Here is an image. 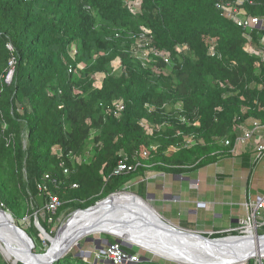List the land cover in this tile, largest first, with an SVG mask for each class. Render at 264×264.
<instances>
[{"label": "trees", "instance_id": "1", "mask_svg": "<svg viewBox=\"0 0 264 264\" xmlns=\"http://www.w3.org/2000/svg\"><path fill=\"white\" fill-rule=\"evenodd\" d=\"M216 1L140 0L133 8L127 0H0V206L32 239L40 237L34 212L48 194L57 195L61 206L52 222L40 213L37 219L54 236L72 211L121 191L127 176L149 167L200 169L215 159L217 140L233 142L249 119L264 122V64L255 65L259 58L243 49L241 29L219 14ZM246 9L264 15V0ZM143 30L152 48L170 54L168 63L153 57L143 66L133 56L130 47ZM176 45L187 48L178 52ZM116 58L123 68L117 76ZM80 62L83 69L68 71ZM117 99L124 103L118 117L112 112ZM141 119L162 128L148 135ZM184 138L203 143L170 151ZM143 150L148 156L138 157L142 165L136 170L112 174L120 155L132 162ZM76 252L53 264H104ZM140 256L144 260L136 264H179L152 253Z\"/></svg>", "mask_w": 264, "mask_h": 264}, {"label": "water", "instance_id": "2", "mask_svg": "<svg viewBox=\"0 0 264 264\" xmlns=\"http://www.w3.org/2000/svg\"><path fill=\"white\" fill-rule=\"evenodd\" d=\"M148 200L149 195L142 198L127 190L111 193L87 208L72 211L58 226L54 236L48 234L38 219L34 218L33 224L40 237L49 243L42 253L34 251L33 239L16 225L9 210L0 206V239L19 256L34 259L36 264H53L66 256L73 247L78 249L75 254L77 256L89 254V250L81 249V239L94 243L95 249L103 248L109 243L107 239L96 234L111 235L129 248L133 246L129 240L135 238L160 242L169 251L184 256L193 264H244L253 259V256H257L255 258L258 261L264 258V233L259 234L256 231L254 237L227 235L211 238L169 222L150 205ZM76 212L83 213L82 224L80 226L72 224V227H69L68 223ZM164 259L176 262L170 258ZM143 260L141 258V261ZM103 262L111 264L108 260Z\"/></svg>", "mask_w": 264, "mask_h": 264}, {"label": "crops", "instance_id": "3", "mask_svg": "<svg viewBox=\"0 0 264 264\" xmlns=\"http://www.w3.org/2000/svg\"><path fill=\"white\" fill-rule=\"evenodd\" d=\"M251 121H244L236 135L249 129ZM259 135L252 137V143L236 147L235 152L218 143V162L213 160L191 172L173 173L149 167L143 175L138 174L141 180L152 182L147 195L153 208L169 222L205 235L235 227L245 217L244 203L264 194L251 191L255 171L259 167L264 170V158L255 165L252 163L254 144L264 143V129ZM169 149L176 150L173 146ZM200 202L204 205L198 206ZM235 205L239 207L236 211L231 209ZM85 248L94 250L95 245L86 242Z\"/></svg>", "mask_w": 264, "mask_h": 264}, {"label": "built area", "instance_id": "4", "mask_svg": "<svg viewBox=\"0 0 264 264\" xmlns=\"http://www.w3.org/2000/svg\"><path fill=\"white\" fill-rule=\"evenodd\" d=\"M256 0H233V1H223L218 0L215 2V8L219 12V14L230 20L237 27H239L242 31V35L245 38V44L243 49L249 53L250 55H254L259 58V61L255 62V65L258 66L259 62L264 64V15H251L247 12V7H251ZM127 4L130 7L133 4H136L137 7L140 6V0H127ZM140 33L133 45L130 47V51L133 56L141 61L142 65L145 66L147 63L152 62L154 60L153 57L160 58L164 63H168L170 60V54L164 50H156L150 45V38L147 35V31ZM10 47V46H8ZM186 45H176L175 49L178 52H183L186 50ZM213 48H210L209 54L214 55ZM118 60V65H120V60ZM115 59V60H116ZM11 69L9 70L6 81L9 83V76L13 74V66L12 62H10ZM84 63L80 62L75 67L69 66L68 71L72 73L78 72V69L84 68ZM114 67V66H113ZM122 69V67H121ZM96 86V85H95ZM100 86V85H99ZM98 86V87H99ZM113 105V114L115 116H119L121 111L124 108V103L122 99H117L112 102ZM147 109H153L154 105L146 104ZM111 111V109H109ZM179 120L184 123L185 118L179 117ZM250 128L245 129L241 132V134L236 135L233 142L230 138H221L218 140L222 146L230 147L231 152H235L236 147L245 144L248 140L252 139L253 136L260 137V132L264 129V122L259 120H252L250 122ZM140 125L144 128L146 134L151 135L154 131H159L162 128L160 124H152L148 122L146 119L140 120ZM203 143L202 139L195 140L191 138H184L181 145L173 146L174 149H177L178 146L182 147H191L193 144ZM151 149H156L155 145L150 147ZM59 151V148L56 147ZM148 151L143 150L141 154L135 155L133 157V161L130 162L128 157L125 155H120L118 158L116 165L112 171L114 175H120L129 173L133 170H136L139 166L142 165L141 161L138 157H147ZM74 158V156H72ZM264 158V143H255L253 147V165L259 163ZM60 166L63 168V173L68 174L70 172L69 168L64 166V163L61 161ZM45 178H48L46 176ZM54 182V180H52ZM76 186V185H73ZM38 190L41 192H46V186L44 184L38 185ZM198 206H203L204 203H197ZM61 206V200L57 195L48 194L45 203L43 206L34 212V218H37V213L43 214L47 217L49 222L54 220V216L57 213L58 208ZM244 208L246 210V214L244 219H242L235 227L222 231L230 235V233H235L234 235H246L248 228H252L254 232L258 230V228L264 226V221L258 220V216L260 215L261 210H264V194L257 196L254 200H248L244 203ZM24 218L23 220H25ZM216 232H210L208 235L214 234ZM122 242L115 238L114 241L105 244L103 248L89 250V254H83L85 256L84 259L93 258L95 261L103 262L104 260L110 261L111 264H136L141 261V256L137 252H128L122 248ZM254 264H264V259L260 261L256 260Z\"/></svg>", "mask_w": 264, "mask_h": 264}, {"label": "rangeland", "instance_id": "5", "mask_svg": "<svg viewBox=\"0 0 264 264\" xmlns=\"http://www.w3.org/2000/svg\"><path fill=\"white\" fill-rule=\"evenodd\" d=\"M132 6H136V8H138L136 4H133ZM112 65L114 66V69H113L114 75H116V76L119 75L121 73V71L123 70V68L121 69V67L118 65V60L117 59L114 60L112 62ZM100 82H101V76H98L96 78L95 85L99 86ZM250 143H252V139L248 140L245 145H248ZM245 145H243V146H245ZM219 158H220V156H216L214 160H216V162H218ZM233 183H232V185H233ZM151 184H152V182L149 181V180H146V179L141 180V176H139L138 174H131V175L126 177V182H125L122 190H127L128 192H131V193L133 192V193H136L138 196L146 198L147 193H148L147 191H149V186L151 187ZM250 189H251V187H250ZM256 190L259 193H263L264 192V170H261V167H259L258 170L255 171V181H254V184L252 186V190L251 191L254 192ZM148 202L152 206V201L148 200ZM231 209L236 211V210L239 209V207L235 205V206H231ZM262 213L264 214V210H261V212H260L261 216L260 215L258 216V220H261L264 217V216H262ZM212 216H213V214H212ZM63 218H64V215H61L60 219H63ZM66 219H67V217H66ZM64 221H65V219L60 221V222L63 223ZM27 222H28L27 218L25 220L21 221L22 225H26ZM260 229L261 228H259L258 230H260ZM103 235L104 234H96V236H98L100 238H104ZM111 237H113V236H111ZM33 241H34V251L36 253H41L40 249H41L42 246H45V243H46L45 241L46 240H44L43 238L39 237V239H37V240H35L33 238ZM83 242H84V239H81L80 244L83 243ZM88 243H91V242H88ZM132 248H134L139 255H143L144 253H150V252H148L146 250H143L142 248H139L137 246H132ZM76 250H78V249L76 247H73L69 252H72V251L74 252ZM83 250H88V249H83ZM89 250H92V249H89ZM12 255H13V257H16V254H14V253ZM81 257L85 258V256H83V255ZM0 260H3V261H5L8 264H12V262L8 261L3 256L1 251H0ZM252 260H254V263H255L257 259L253 258ZM18 263H22V262L19 261ZM168 263H171V262H168Z\"/></svg>", "mask_w": 264, "mask_h": 264}, {"label": "bare ground", "instance_id": "6", "mask_svg": "<svg viewBox=\"0 0 264 264\" xmlns=\"http://www.w3.org/2000/svg\"><path fill=\"white\" fill-rule=\"evenodd\" d=\"M82 215L81 212H76L74 214V217L71 219V221L68 223L69 227H72V224L76 226H80L82 224ZM253 229L250 227L248 228V231L246 235L248 236H255ZM133 246H137L139 248H142L143 250H146L158 257L163 258H170L172 260H175L177 263H184V264H193L190 261H188L184 256L180 254L173 253L167 249L166 246L162 245L160 242H156L153 240H148L144 238H135L132 240H129ZM0 251L3 254V256L10 262H13L14 264H18L19 261H21L23 264H36L37 262L34 259L31 258H24L19 256L15 250H13L10 246L5 245L1 239H0ZM16 254V257H13L12 254ZM257 256H253L255 258ZM259 259V258H258ZM264 259V258H262ZM232 264H238V263H232Z\"/></svg>", "mask_w": 264, "mask_h": 264}]
</instances>
